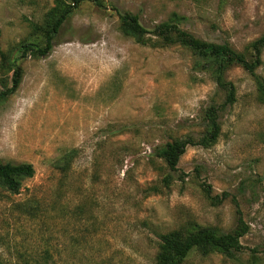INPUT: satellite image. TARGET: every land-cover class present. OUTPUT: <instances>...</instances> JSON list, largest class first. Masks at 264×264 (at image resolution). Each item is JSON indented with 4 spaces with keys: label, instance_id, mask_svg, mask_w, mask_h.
Masks as SVG:
<instances>
[{
    "label": "rangeland",
    "instance_id": "1",
    "mask_svg": "<svg viewBox=\"0 0 264 264\" xmlns=\"http://www.w3.org/2000/svg\"><path fill=\"white\" fill-rule=\"evenodd\" d=\"M102 1L82 2L47 56L16 60L31 23H42L54 0H0V89L14 59L24 69L0 104V161L34 167L18 193L0 187V264H35L44 250L56 264H154L160 233L228 232L236 210L248 226L241 251H191L182 264H264V104L251 75L227 70L236 100L219 111L217 142L187 146L171 171L153 148L198 134L203 109L221 104L224 91L194 69L190 50L140 45L118 30L117 15L136 13L150 29L176 12L196 36L246 51L264 34V0ZM261 57L256 73L264 79V48ZM71 149L70 167L56 170ZM203 185L222 201L213 204Z\"/></svg>",
    "mask_w": 264,
    "mask_h": 264
},
{
    "label": "trees",
    "instance_id": "2",
    "mask_svg": "<svg viewBox=\"0 0 264 264\" xmlns=\"http://www.w3.org/2000/svg\"><path fill=\"white\" fill-rule=\"evenodd\" d=\"M84 1H90L100 8L105 7L102 0H54L53 6L45 13L42 23H31V39L19 44L16 60L27 56L32 58L47 56L56 44L57 35L64 22ZM117 15L118 30L140 45L152 47L179 45L190 50L195 56L194 69L207 72L216 88L224 91V101L221 104H210L203 109L202 129L198 134L186 133L173 137L170 141L153 148L152 154L160 159L169 170H177L179 159L187 146L207 148L217 142L221 131L219 111L236 100V88L225 77L229 68L239 66L251 75L257 99L264 104V79L256 73V69L262 64L264 34L252 40L246 51H238L228 42L207 41L182 28L179 23L184 16L176 12H172L166 20L154 24L150 29L141 24L140 17L136 13L125 10L118 12ZM6 72L8 76L3 80L0 89V104L17 91L24 69L14 59ZM75 152L76 149H71L63 154L55 161L54 168L65 172L70 167ZM33 175L34 167L31 163L0 161V187L11 193H18L23 181ZM171 181L172 175L169 173L162 178L165 187H169ZM157 190L155 186L148 188V191ZM203 191L213 204L222 201L219 195L210 194L209 186L203 185ZM223 195V198L228 196L226 193ZM236 214L237 224L228 232H220L211 226H194L160 233L154 264H182L191 251H197L203 256L212 253L232 256L241 251L240 238L248 231V226L238 210ZM259 250L264 252V242ZM34 261L35 264H56L55 257L48 250H44Z\"/></svg>",
    "mask_w": 264,
    "mask_h": 264
}]
</instances>
